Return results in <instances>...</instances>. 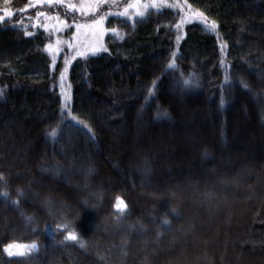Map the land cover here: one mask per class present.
I'll use <instances>...</instances> for the list:
<instances>
[{
  "label": "trees",
  "instance_id": "1",
  "mask_svg": "<svg viewBox=\"0 0 264 264\" xmlns=\"http://www.w3.org/2000/svg\"><path fill=\"white\" fill-rule=\"evenodd\" d=\"M132 2L87 14L7 5L16 15L0 23V264H264V0H187L215 31L198 20L177 30L189 10L166 5L184 0H157L134 24L108 15L107 51L75 57L77 24ZM56 16L70 27L59 31ZM57 40L53 63L46 49ZM68 230L86 247L66 241ZM13 242L38 251L9 256Z\"/></svg>",
  "mask_w": 264,
  "mask_h": 264
},
{
  "label": "snow or ice",
  "instance_id": "2",
  "mask_svg": "<svg viewBox=\"0 0 264 264\" xmlns=\"http://www.w3.org/2000/svg\"><path fill=\"white\" fill-rule=\"evenodd\" d=\"M36 3H47L48 5H53V4H64L66 9H71L73 11L76 10V5L68 2L65 3V0H35ZM105 2H107V0H82V3L79 5V10L81 11V13L84 12H96L99 7L104 4ZM113 2H115V0H113ZM11 3V0H5V7L0 8V23L4 22L6 19L10 20L13 16L16 15V13L7 5H9ZM161 4H163V0H161ZM169 8H179L181 10H183V7H187L188 8V12L180 17V22L177 23L175 25V28L177 30L181 29L182 25L187 23V22H191L194 20H198L200 23H202L206 28L215 31L218 28V24L216 23V21H211L209 22L208 18L205 16V14L201 11L192 9V6L187 4V0H184V5L181 6L179 3L175 4V5H166ZM149 7H153L155 8L157 11H159V5L157 4V0H152L151 5L147 4V3H143L142 0H133L132 3H130L129 5H127L123 12H117V13H104L99 17H94L91 21V26H103L105 19L107 18L108 15H114L117 17H127L129 20H131L133 22V24L135 23V17H139L141 20H143L147 14V9ZM144 9V10H141ZM130 10H132L135 13V16L130 14ZM38 15L40 16H44L45 13L41 12L38 13ZM51 19L57 20L59 22V26L60 28L62 27H70V25H67V23L65 21H60L59 16L56 17H52ZM82 27V25L77 24L76 28L77 30H79V28ZM59 30V29H58ZM113 35L116 36H121L123 34H121L116 28H112L110 30ZM28 35H31L32 33H27ZM177 40H179V37H177ZM61 43V41L57 40V44ZM48 49L50 51H52V45L49 44ZM107 51L106 48L103 49H94L92 51V55H95L98 51ZM58 51V50H57ZM77 55L82 56L87 58V53L83 52V51H79L77 52ZM55 62V56H53V63ZM65 71L67 70V65L69 63L68 59L66 58L65 61ZM168 69H173L176 67V60H175V54H173L172 57V61L170 64L167 65ZM61 81H63L64 79V75L63 72L61 73L60 76ZM185 85H190L192 83L191 79H185L184 81ZM244 87H247V85H244ZM61 89L63 91V86L61 85ZM3 96V89H0V97ZM65 99V103H64V109H68V113L70 114V108L69 105L67 103L68 101V96L65 94L64 96ZM223 103V101H222ZM73 120H76V117H72ZM77 123L83 124V121H77ZM50 137L52 139H55L56 137V132L53 131L52 133H50ZM89 172H91V169L88 170ZM20 195H23L22 192L19 193ZM5 198L8 196L7 192H4L2 194ZM116 208L118 211H123L127 208L126 203L122 200V198H117V203H116ZM31 219V218H29ZM119 219V217H118ZM165 223H167V221H165ZM64 228H68V225L65 224L63 225ZM65 240L66 241H73L79 244V246L81 248L86 247V244L78 239L77 234L74 232V230H68L67 234L65 236ZM5 252H7V254L9 256H13V255H18V256H23L26 255V253L28 251H38V247L35 243H32L31 245H26V244H19L16 242L10 243L8 245L5 246Z\"/></svg>",
  "mask_w": 264,
  "mask_h": 264
},
{
  "label": "rangeland",
  "instance_id": "3",
  "mask_svg": "<svg viewBox=\"0 0 264 264\" xmlns=\"http://www.w3.org/2000/svg\"><path fill=\"white\" fill-rule=\"evenodd\" d=\"M68 1L69 0H65V3H68ZM77 1H78V3L76 4V6H77L76 9L79 10V5L82 3V0H77ZM33 2H34L33 3L34 5L47 4L46 2L45 3H36L35 0H33ZM130 11H132V10H130ZM84 13L87 14V13H91V12H84ZM62 30H63V27L59 31H62ZM107 33H108V30L105 28L104 24L102 27L101 26H91V25L86 26V27L82 26L79 28V30H77V28L75 29V34L73 37L74 40L68 44L74 50L75 57H80L79 55H77V52H79V51L86 52L88 54L87 56H94V55H92V51L94 49H103L104 48V40H105ZM61 43H59V44H61ZM59 44H56V48L52 47V49H53L52 51H50L48 48L46 49V51L51 55L52 58H53V56H55V60H58V56L61 52V50L59 49V47H60ZM101 52H102V50L98 51L95 55H98ZM63 75H64V79H63V81L60 80V86L61 85L63 86V91H62L63 96H65V94H66L69 98V87L67 86V81H66L67 72L65 71ZM258 137H260L259 138V140H260L261 136H258ZM263 138L264 137H262V139Z\"/></svg>",
  "mask_w": 264,
  "mask_h": 264
}]
</instances>
